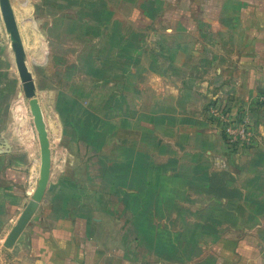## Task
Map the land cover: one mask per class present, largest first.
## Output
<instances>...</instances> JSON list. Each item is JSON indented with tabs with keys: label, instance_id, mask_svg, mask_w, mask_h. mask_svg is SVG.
Here are the masks:
<instances>
[{
	"label": "crops",
	"instance_id": "crops-1",
	"mask_svg": "<svg viewBox=\"0 0 264 264\" xmlns=\"http://www.w3.org/2000/svg\"><path fill=\"white\" fill-rule=\"evenodd\" d=\"M16 19L52 168L29 225L6 247L38 188L42 152L2 22L0 264H264V0H164L162 11L143 12L114 58L110 40L98 42L88 101L59 81L51 41L26 14ZM111 96L118 112L107 117ZM216 98L249 110L255 148L233 151L212 128ZM191 205L200 208L193 221L211 228L190 230ZM112 223L154 242L118 246L124 234ZM170 238L190 241L175 249Z\"/></svg>",
	"mask_w": 264,
	"mask_h": 264
},
{
	"label": "rangeland",
	"instance_id": "rangeland-1",
	"mask_svg": "<svg viewBox=\"0 0 264 264\" xmlns=\"http://www.w3.org/2000/svg\"><path fill=\"white\" fill-rule=\"evenodd\" d=\"M11 2L17 18L20 19L26 14L27 18L31 19L33 24H36V30L40 29L45 38L51 41L49 46L52 52L56 53L59 58L62 57L60 64L62 70L59 81L64 88H71L72 91L78 92L81 99L86 101H88L90 84L98 79H96L97 71L91 67L93 66L92 63H94L93 57H95L97 50L96 46L100 44L98 42L104 39L110 40L111 47L107 54L114 58L115 55L119 54V48L116 45L120 38L124 37L125 30H127L125 34L128 37L135 38L134 24L141 23L136 17L143 12L158 13L164 8V0H11ZM2 22L0 10V23ZM90 25L93 26L90 27ZM121 28H123L122 32L120 31ZM88 38L92 40L89 46H87L86 42ZM124 53H126V48ZM39 83L40 86L47 84L44 79H39ZM109 102V108L106 109L104 114L107 117H113L118 112V96H111ZM99 106L101 109L102 104ZM192 199L195 200V198ZM178 209L186 211L187 208L181 207ZM209 209L207 208V210ZM113 210L117 211L119 208H112V215L116 216L118 213L114 214ZM188 210L191 214L192 221L189 224V228L192 232L202 230L205 227L207 229L211 228L212 224L210 223L193 221L195 217L199 216V207L191 205ZM112 215L110 217H113ZM179 225L182 227L183 224L175 223L176 229ZM233 225H242L244 228L250 226V224ZM162 226L160 224V229ZM186 226L188 224H185ZM226 226V228L225 226L223 227V230L229 229L230 226ZM111 227H115L116 230L120 228L118 232L126 234L125 236L121 234L118 238L115 237L113 239V243L118 246L133 249L136 247L141 248L145 245L144 243L147 245L154 242L153 239L135 238L134 232L124 233L130 227H132L130 230H135L133 229V224L112 223ZM170 234H172V231H170ZM163 241H170L173 247L177 249L187 245L190 240L170 238ZM193 241L191 240V242Z\"/></svg>",
	"mask_w": 264,
	"mask_h": 264
},
{
	"label": "water",
	"instance_id": "water-1",
	"mask_svg": "<svg viewBox=\"0 0 264 264\" xmlns=\"http://www.w3.org/2000/svg\"><path fill=\"white\" fill-rule=\"evenodd\" d=\"M0 8L4 25L14 40L13 49L16 54L17 67L20 79L22 81L25 97L29 101L30 111L39 135L42 152V167L38 188L34 193L32 200H30V202L26 205L22 216L18 220L16 226L13 228L6 241V247H11L16 243L20 235L29 225L32 216L37 211L39 204L42 202L45 196L50 181L52 156L49 136L46 130V122L42 108L37 98L36 83L33 74L25 60L24 48L21 43V33L11 0H0Z\"/></svg>",
	"mask_w": 264,
	"mask_h": 264
},
{
	"label": "built area",
	"instance_id": "built-area-1",
	"mask_svg": "<svg viewBox=\"0 0 264 264\" xmlns=\"http://www.w3.org/2000/svg\"><path fill=\"white\" fill-rule=\"evenodd\" d=\"M258 103L264 106V94L258 96ZM207 115L212 128L222 134L231 150H250L257 146L250 112L243 105L233 107L227 98H216L209 104Z\"/></svg>",
	"mask_w": 264,
	"mask_h": 264
},
{
	"label": "bare ground",
	"instance_id": "bare-ground-1",
	"mask_svg": "<svg viewBox=\"0 0 264 264\" xmlns=\"http://www.w3.org/2000/svg\"><path fill=\"white\" fill-rule=\"evenodd\" d=\"M1 10V9H0ZM2 13V12H1Z\"/></svg>",
	"mask_w": 264,
	"mask_h": 264
}]
</instances>
